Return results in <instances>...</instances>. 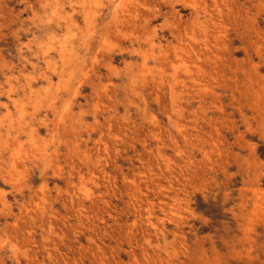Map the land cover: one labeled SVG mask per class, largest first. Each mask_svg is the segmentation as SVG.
Wrapping results in <instances>:
<instances>
[{
    "label": "rangeland",
    "instance_id": "rangeland-1",
    "mask_svg": "<svg viewBox=\"0 0 264 264\" xmlns=\"http://www.w3.org/2000/svg\"><path fill=\"white\" fill-rule=\"evenodd\" d=\"M0 264H264V0H0Z\"/></svg>",
    "mask_w": 264,
    "mask_h": 264
}]
</instances>
